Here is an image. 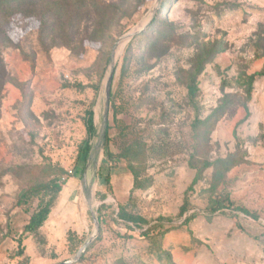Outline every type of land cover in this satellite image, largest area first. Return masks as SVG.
<instances>
[{
    "label": "rangeland",
    "instance_id": "1",
    "mask_svg": "<svg viewBox=\"0 0 264 264\" xmlns=\"http://www.w3.org/2000/svg\"><path fill=\"white\" fill-rule=\"evenodd\" d=\"M25 1L44 11L54 0ZM57 1L43 20L22 0L0 6V264H63L89 240L73 264H264V0L160 1L155 24L117 57L110 156L90 202L78 162L86 113L93 146L110 52L156 1ZM211 45L219 52L191 95ZM259 72L248 100L245 80ZM53 180L49 215L24 233L49 197L21 195ZM121 208L138 227L118 219Z\"/></svg>",
    "mask_w": 264,
    "mask_h": 264
},
{
    "label": "trees",
    "instance_id": "2",
    "mask_svg": "<svg viewBox=\"0 0 264 264\" xmlns=\"http://www.w3.org/2000/svg\"><path fill=\"white\" fill-rule=\"evenodd\" d=\"M15 1H18V0H0V6H4L2 4H7V7H13L12 5L14 4ZM22 4H18L20 6H23L25 7V9H23L24 11H30V7H31V10L34 12L36 10V14L37 16L39 15L40 19L43 20V17L45 16V12L46 11H50V8L52 7H56L58 5V1L57 0H54L52 1L51 3V7L50 5H47L48 6V10H40L39 7H36L35 6V10H34V3L31 2V1H25V0H22ZM8 2V3H7ZM65 2L63 3V6H64ZM67 8H71V5L70 4H67ZM17 9V8H16ZM40 10V11H39ZM0 14H2V9L0 8ZM43 22V21H42ZM45 22V21H44ZM156 22V18L153 17L152 21L149 23L148 27L154 25ZM203 53V63H201V58H198L199 59V67L197 68L196 72L194 73L193 76H190L188 77L189 79V85H188V90H189V93L191 95H193L195 93V87L194 85L192 86V84L190 85V81L194 82V79L199 75L201 74L202 70H203V67L204 65L215 55L219 52V48L217 50L216 46L215 45H211L209 47H204V48H201ZM115 70H116V66H115ZM263 73L259 72V73H256V74H252V75H249L247 76L246 80H245V84H246V94H247V97H248V100L251 99V94H252V85H253V82H254V79L257 75H262ZM114 75H115V72H114ZM113 80H114V76H113ZM112 86H113V82H112ZM113 98V93H112V89H111V100ZM110 100V102H111ZM228 103V102H227ZM225 103L223 101V103L215 110V112H213L209 117H207L205 120H203L201 123L202 124H205L207 125L209 121H211L212 119L215 120V122L217 121V118L218 116L224 112L225 110ZM110 109V108H109ZM109 120V118H108ZM85 126H86V131H87V138L85 139L84 143H83V146L82 148L80 149V156H79V159H78V162L81 163V168H83V165L86 161V158L89 154V151L91 149V141L93 139V137H95V134H96V126H95V123H94V113L92 110H89L87 111L86 113V121H85ZM108 130H109V123H108V127H107V132H106V139L105 141L107 142V138H108ZM104 155L106 158H108L110 156V153L109 151H107V147H105L104 149ZM82 170V169H81ZM80 170V171H81ZM108 181V179H107ZM106 181V182H107ZM60 187H58V184L55 182V180L53 181H50L48 183H45V184H41L37 187H33L31 188L30 190H27L26 192H24L22 195H21V198H23L24 196H26L27 194H33L35 195V192H40V190H42L44 192V195L42 197H49L48 200H44L42 199L40 201V203L38 204V206L36 207L35 211L32 213L28 223L24 226L23 228V232L24 233H33L35 232L38 228H40L42 226V224L45 222L47 216L49 215L50 213V209H51V206H52V202L54 201L55 199V191H57ZM41 197V198H42ZM20 198V200H21ZM20 201H18L19 203ZM232 206V204L229 205V207ZM224 206H217L216 209H223ZM237 210L241 211L242 213L246 214L247 216H250L252 217L253 219H256V216L254 214H251L248 210L244 209V208H236ZM97 219H98V222H101V214L99 212V210L97 211ZM118 219L126 222V223H132V225L134 226H137L138 227V223L136 222V219L134 216H132L131 214H128L127 212H125V210L123 208H121L119 210V213H118ZM147 234V233H145ZM19 253L18 255H21L22 254V248H21V241H19Z\"/></svg>",
    "mask_w": 264,
    "mask_h": 264
},
{
    "label": "water",
    "instance_id": "3",
    "mask_svg": "<svg viewBox=\"0 0 264 264\" xmlns=\"http://www.w3.org/2000/svg\"><path fill=\"white\" fill-rule=\"evenodd\" d=\"M155 5L153 9L151 10L148 19H146L142 24H140L135 29H132L131 31L127 32L126 34L122 35L114 44L110 55L108 59V67L106 72V78L104 81V103H103V112H102V118L100 123V128L97 134L96 142L91 146V149L89 151L88 157L86 159L85 168L83 170V173L81 175V187L84 194V198L87 202H90L93 195V189L95 185V178L96 173L100 161V157L102 156V153L104 151V145H105V139H106V132L108 127V118H109V108H110V100H111V89H112V82H113V76L115 72V66L117 57L121 53L119 48H124V46L133 39L136 35L141 33L152 21L155 12L158 10L160 6L161 0H155ZM122 48V49H123ZM120 51V52H119ZM90 212L92 215L93 224L95 227V233H97L99 229V223L96 214L92 210V207L90 208ZM91 240L85 242L77 251L75 258L73 260H68L64 262L63 264H73L74 262H77L79 257L82 255L86 247L89 245Z\"/></svg>",
    "mask_w": 264,
    "mask_h": 264
},
{
    "label": "bare ground",
    "instance_id": "4",
    "mask_svg": "<svg viewBox=\"0 0 264 264\" xmlns=\"http://www.w3.org/2000/svg\"><path fill=\"white\" fill-rule=\"evenodd\" d=\"M122 48H123V47H122ZM122 48H119V50L122 51V50H123ZM120 51H119V52H120Z\"/></svg>",
    "mask_w": 264,
    "mask_h": 264
}]
</instances>
